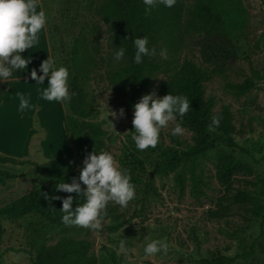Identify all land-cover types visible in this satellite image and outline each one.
Listing matches in <instances>:
<instances>
[{
    "label": "rangeland",
    "instance_id": "1",
    "mask_svg": "<svg viewBox=\"0 0 264 264\" xmlns=\"http://www.w3.org/2000/svg\"><path fill=\"white\" fill-rule=\"evenodd\" d=\"M191 0H185L189 3ZM101 0H39L46 11L45 29L39 33V41L32 48L21 52L31 59L24 69L13 72L12 77L0 81V153L22 159L44 162L59 155L68 157L71 167L79 172L83 166L77 157L67 124L70 113L67 101H46L40 98L37 89L47 86L36 84L30 72L41 61L52 56L58 65L71 66V53L77 38L85 37L96 43L100 63L89 82L99 113L96 120L108 131L102 150L111 151L118 166L126 168L130 176L138 178L135 198L127 207L108 202L100 218L101 228L91 229L71 226L67 232L76 238L92 242V252L100 264H206L208 259L222 253L233 256L249 249L251 243L263 240L264 198L260 214L251 208L253 202H233L228 197L237 189L254 190L253 182L264 179V0H243L245 17L239 22L233 39L237 57L206 82V95L216 98L214 110L229 104L234 112L235 130L232 136L239 147L219 143L213 149L190 162H180L171 169L161 150L185 148L192 142V132L184 128L178 135L179 142L171 132L175 122L162 128L158 143L162 149L137 150L132 133L133 104L127 96L118 95L105 76L107 68L115 64L113 48L108 40L107 25L100 19L96 8ZM39 10V7L38 9ZM194 37V36H193ZM191 36H186L181 59L190 58L202 64L201 55ZM262 74L255 87L240 97H235L226 88L227 81L240 82L247 77ZM169 72L160 71L152 79L150 91L161 96L159 84L167 79ZM16 91L27 93L34 108L18 110ZM145 93V94H146ZM124 109V115L119 110ZM115 112L116 116H112ZM235 155L236 165L251 167L248 173L239 170L231 189L226 190L215 176L222 152ZM136 153L144 162L145 170L135 168L131 153ZM193 165V169L191 168ZM30 164H0L14 174L0 182V208L15 202L31 192L34 184L26 171ZM192 170L202 179L200 193L195 192L191 178ZM185 175L184 192L181 191L177 174ZM216 211V212H215ZM217 213V214H216ZM107 214V215H106ZM29 216L19 222L4 220V233L0 243V264H31L34 251H30ZM60 233H52L48 242H55ZM166 238L169 250L145 256L144 236ZM125 240V248L119 241ZM258 260L252 264H264V252H257ZM234 264H251L237 259Z\"/></svg>",
    "mask_w": 264,
    "mask_h": 264
},
{
    "label": "trees",
    "instance_id": "2",
    "mask_svg": "<svg viewBox=\"0 0 264 264\" xmlns=\"http://www.w3.org/2000/svg\"><path fill=\"white\" fill-rule=\"evenodd\" d=\"M144 9L143 0H101L96 11L107 25L108 40L113 51L115 47L125 48L124 57L115 61L104 73L118 95L127 96L134 105L149 90L153 77L165 70L169 72V76L158 86L161 96L172 92L183 94L190 101L182 126L192 132V142L181 149L161 150L159 143L155 148H149L160 149L164 159L173 164L170 168L176 169L180 162L192 161L193 164V160L199 155L219 143L239 147L232 136L235 124L231 106L224 104L220 110H214L216 98L206 95V82L226 64L236 60L237 47L233 34L246 14L243 0H191L189 3L175 0L171 7L157 2L148 14H145ZM134 35H147L148 46L156 49L155 55L144 56L140 64H135L132 59ZM186 36H194L192 40L201 55L202 64L187 57L181 59ZM97 48L96 43H89L85 37L77 38L69 67V91L74 94L68 99L70 113L67 115V124L75 153L81 162L87 152L102 150L108 136L102 123L95 119L99 109L89 89V82L100 63L101 56L99 57ZM162 48L166 49V58L160 55ZM255 76L240 82L229 80L226 88L235 97L245 95L263 75L256 72ZM213 116H218L220 122L209 129L208 125ZM179 119L178 117L177 120ZM173 139L179 142L178 135H173ZM130 156L135 168L145 170L143 160L136 153L132 152ZM7 163L30 164L31 167L25 174L32 179L34 188L15 202L0 208V243L4 233V220L19 222L31 216L34 219H30V251L35 252L31 264H100L99 258L91 250V240L76 238L67 232L73 225H65L61 221V200H48L42 195H69L56 191L54 187L62 178L70 182L71 177L79 175L71 167L68 157L59 155L44 162H36L0 153V164ZM191 166L193 169V165ZM239 170L252 172L251 167L236 165L233 153L222 152L215 176L227 191L231 189L235 174ZM13 176L9 170L0 168V182ZM176 177L181 191L184 192L185 175L178 173ZM191 178L195 192L200 193L202 179L194 170ZM131 180L135 184L139 179L131 175ZM253 185V191L237 189L228 197L233 202H253L251 210L258 215L262 204L257 199L258 195L264 198V179L254 181ZM71 195L74 197L73 208L83 202V198H76V193ZM52 233L60 235L55 242H48ZM260 235L264 239V229ZM260 250L264 252L262 239L253 241L246 251L233 256L220 253L208 259L206 264H234L237 259L252 264L258 258L257 252Z\"/></svg>",
    "mask_w": 264,
    "mask_h": 264
},
{
    "label": "clouds",
    "instance_id": "3",
    "mask_svg": "<svg viewBox=\"0 0 264 264\" xmlns=\"http://www.w3.org/2000/svg\"><path fill=\"white\" fill-rule=\"evenodd\" d=\"M159 2L165 7H171L175 0H143L145 14ZM39 7V10H37ZM47 22L46 11L39 6V0H0V81H6L12 77L16 70L24 69L31 57L22 56L21 52L32 48L39 41V33L45 29ZM149 37L133 36L134 47L133 62L140 64L144 56L156 54L154 47L148 46ZM125 55V48L115 47L113 58L121 60ZM161 57L167 55L166 49L160 50ZM37 69L30 72L36 84H43L47 79V86L37 89L40 98L46 101L63 102L70 98L69 69L67 66L58 65L55 58L48 56L39 64ZM19 100L18 110L34 108L30 103L27 93L16 91ZM190 101L183 94L169 92L158 96L156 91L142 94L133 107L132 125L134 127L132 140L135 147L144 150L148 147L155 148L159 141L162 128H166L170 121L175 122L171 129L173 135L184 132L182 127L183 116L189 111ZM112 116H116V113ZM119 115H124V109L119 110ZM180 118L179 121L177 118ZM220 118L213 116L209 129L218 125ZM79 169V175L71 177L68 182L64 178L55 183V190L69 193L67 196H59L42 193L45 199L61 200L60 212L63 213L61 221L65 225H79L91 229L101 228L100 218L104 215L108 202H114L122 208L127 207L129 201L135 198V185L131 180L128 169L118 166L114 155L108 150H93L87 152ZM83 185V187H82ZM83 198L82 203L73 208L74 197ZM145 244L143 253L152 256L157 253L166 254L169 244L166 238H150L144 236ZM119 247L125 248V240L119 241Z\"/></svg>",
    "mask_w": 264,
    "mask_h": 264
}]
</instances>
